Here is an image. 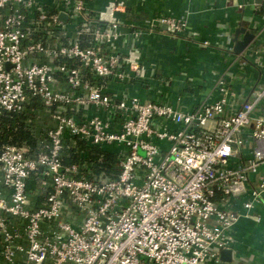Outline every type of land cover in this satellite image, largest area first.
<instances>
[{
    "label": "built area",
    "instance_id": "obj_1",
    "mask_svg": "<svg viewBox=\"0 0 264 264\" xmlns=\"http://www.w3.org/2000/svg\"><path fill=\"white\" fill-rule=\"evenodd\" d=\"M129 1L0 0V115L33 97L56 122L34 157L0 148V264H220L233 227L261 221L264 45L249 50L261 80L246 94L228 70L192 109L167 101L166 77L142 98L132 84L154 76L138 40L195 33L162 15L129 37ZM65 133L116 153L118 177L88 179L87 159L64 164ZM39 171L49 190L35 207L27 182Z\"/></svg>",
    "mask_w": 264,
    "mask_h": 264
},
{
    "label": "crops",
    "instance_id": "obj_2",
    "mask_svg": "<svg viewBox=\"0 0 264 264\" xmlns=\"http://www.w3.org/2000/svg\"><path fill=\"white\" fill-rule=\"evenodd\" d=\"M105 3L89 0L88 6L98 10ZM162 15L186 19L195 34L178 36L163 30L143 35L137 45L154 78L145 86L132 84V93L147 98L159 87L157 80L166 77L170 84L162 87L165 98L188 110L215 97L214 83L228 70L230 75L224 77L232 76L239 91L246 94L258 85L261 78L249 50L256 44L264 45V0H130L120 15L122 31L131 37L132 31L144 27L148 19ZM241 26L255 37L250 48L237 56L229 49L235 30ZM204 42L208 48L202 46ZM116 88L112 84L109 91ZM255 213L260 215V222L241 219L233 227V260L220 264H264V206Z\"/></svg>",
    "mask_w": 264,
    "mask_h": 264
},
{
    "label": "trees",
    "instance_id": "obj_3",
    "mask_svg": "<svg viewBox=\"0 0 264 264\" xmlns=\"http://www.w3.org/2000/svg\"><path fill=\"white\" fill-rule=\"evenodd\" d=\"M56 123L52 120L50 112L36 98L31 97L17 113L4 112L0 115V148L6 145L26 147L28 156L34 157L42 151L43 144L48 143L47 132L54 128ZM65 145L61 158L64 164H81L84 159L90 163V173L85 175L88 179L95 176H107L116 179L120 172V157L113 151L92 146L84 141L73 140L68 133L64 134ZM42 176L40 171L33 174L27 182V189L35 207H39L49 188L40 185ZM1 262V256H0Z\"/></svg>",
    "mask_w": 264,
    "mask_h": 264
},
{
    "label": "water",
    "instance_id": "obj_4",
    "mask_svg": "<svg viewBox=\"0 0 264 264\" xmlns=\"http://www.w3.org/2000/svg\"><path fill=\"white\" fill-rule=\"evenodd\" d=\"M61 20L66 21V16L61 14ZM161 29H166L164 26ZM255 35L246 30L244 27H238L234 35L231 38L233 47L231 49L232 53L237 56L242 55V53L251 45ZM219 257L222 262H231L233 260V251L231 249H221L219 252Z\"/></svg>",
    "mask_w": 264,
    "mask_h": 264
}]
</instances>
